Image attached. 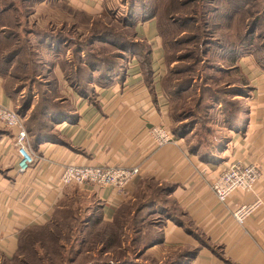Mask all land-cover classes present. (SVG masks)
Here are the masks:
<instances>
[{"label": "crops", "instance_id": "crops-1", "mask_svg": "<svg viewBox=\"0 0 264 264\" xmlns=\"http://www.w3.org/2000/svg\"><path fill=\"white\" fill-rule=\"evenodd\" d=\"M138 27V28H137ZM139 39L152 50V75L147 79L139 60L131 58L124 78L109 87L93 85V95L82 97L70 83V71L54 67L56 89L67 98L68 117L55 123L52 140L30 147L35 161L28 171L18 170L16 131L0 124V264L20 254L22 236L57 222L60 211L88 200L89 216L100 214L111 224L121 220L126 250L133 249L138 231L129 227L137 215L133 205L151 187L163 189L155 204L157 242L142 252L144 263L174 264L181 253H191L177 264H264V206L241 226L233 213L242 205L264 201V83L249 80L242 86L243 121L235 130L227 126L221 103L216 121L209 124L208 141L189 140L181 122L171 116L163 86L167 73L164 43L153 20L137 26ZM157 29V30H156ZM246 94L245 89H250ZM0 105L19 112L6 93L0 75ZM154 126H166L176 142L159 147L150 136ZM191 134V135H190ZM257 166L262 177L253 192L236 191L221 204L213 186L234 162ZM66 166L138 167L140 173L124 192L110 187L63 186ZM93 220V219H92Z\"/></svg>", "mask_w": 264, "mask_h": 264}, {"label": "rangeland", "instance_id": "rangeland-1", "mask_svg": "<svg viewBox=\"0 0 264 264\" xmlns=\"http://www.w3.org/2000/svg\"><path fill=\"white\" fill-rule=\"evenodd\" d=\"M246 1L241 8L236 0H0L1 10L10 9L9 15L0 17L3 54H17V59L3 69L8 92L16 104L19 102V112L27 120L29 137V119L37 107L38 121L48 128L53 119L41 105H49L52 96L67 102L55 91L51 71L74 63L71 47L81 48L82 59L94 54L125 70L131 53L115 43L121 42V36L141 41L132 21L141 19L143 13L155 19L165 41L164 81L171 116L185 124L180 127L185 136L197 123L189 140L206 143L209 124L217 119V105L221 103L227 118L226 110L237 113L239 108L227 105L232 95L241 96L242 86L249 80L258 85L262 79L264 83V0ZM248 10L255 19H247ZM253 23L257 32L247 38L244 52L235 59L226 56L230 49L240 47ZM249 91L251 88L245 89L250 97ZM236 100L241 104V99ZM88 203L84 199L72 209L83 219L81 222H61L59 213L56 223L24 234L17 260L5 264H152L140 260L142 252L137 248L126 250L121 220L111 224L98 213L89 216ZM154 215L150 220L155 226Z\"/></svg>", "mask_w": 264, "mask_h": 264}, {"label": "trees", "instance_id": "trees-1", "mask_svg": "<svg viewBox=\"0 0 264 264\" xmlns=\"http://www.w3.org/2000/svg\"><path fill=\"white\" fill-rule=\"evenodd\" d=\"M224 2L227 3H233V0H224ZM246 0H236V3L238 4L239 7L242 8V6H246ZM241 4V5H240ZM233 5V4H229ZM10 9H0V17L1 16H6L9 15ZM234 11H237V9H234ZM248 13V20L250 21L253 16H251L250 11H246ZM245 13V14H246ZM141 14V19L137 17L133 22V27H137L141 23H147L155 20L153 17L148 15H144L143 13ZM138 16L137 14L134 13V17ZM255 19V17H253ZM245 22V20H244ZM158 31H159V26L157 25ZM252 29L248 30L244 38L239 42L240 47H237V49H230L228 52L229 55L226 56H232V59H235V56H238V53L244 52L243 47L244 44L246 43L247 38L250 36H254L255 33L257 32V28L252 24ZM183 34L186 33L185 30L182 32ZM160 36L163 38V35L161 34V30L159 31ZM121 42H117L115 44L120 45L121 49L126 50L128 53H131V56H135L139 60V66L145 73V76L147 79L151 78L152 75V50L150 45L146 41H130L127 38H124L121 36L119 38ZM163 43H164V49L166 51V46H165V41L163 38ZM144 44V45H141ZM238 44V45H239ZM135 45H139V47H134ZM71 50L73 51V64L68 65L67 67H63L64 69H69L70 71V83L74 87L75 91L81 95L82 97H86L90 94H93L94 92V86L99 87V88H105L109 87L117 82H121L124 78V73H123V67L120 65H113L110 64V61H102L99 57L92 55H86V59H82L81 55V48L80 49H74L73 46L71 47ZM83 51H85V48H83ZM4 51L2 50L1 44H0V75L5 77L6 79V93L10 98H14L13 94H11L8 86H7V74L5 67L3 69V66L9 65L17 59V54L14 56H5ZM86 53V51H85ZM234 54V55H233ZM131 57V58H132ZM84 62V63H83ZM54 77V89L56 92V84L57 80ZM163 86L166 89L165 81L163 78ZM232 85V84H230ZM168 87V86H167ZM61 101V102H59ZM230 103H227V105H237L236 111L237 113H233L231 109L226 110V116L228 118L227 126L235 130L240 126L242 123V116H243V107L242 105L235 99L231 100L229 99ZM49 105H41V108L46 114H51V117L53 119V123L50 124V127L45 128V125L42 121H38V112L37 110L40 109V107L36 108L35 111L33 112V115H31L29 119V126L30 130L29 133L32 138V146L34 148L37 146V144L46 139H51L52 140V130L55 126V123H57L59 120L66 118L70 114V107L68 103L57 97L56 99L53 98L49 102H47ZM30 109V106L26 107L24 110L28 111ZM20 116L22 117V114L19 112ZM24 117V116H23ZM25 119V118H23ZM25 122L27 120L25 119ZM44 125V127H42ZM42 127V128H40ZM163 195V189L159 187H151L149 190H146L141 197L136 201V203L133 205L134 210H136L137 215L134 218H130L128 223L130 228H135L138 233L135 236V240L133 242V248L136 250H139L140 252H144L148 247H151L157 242V234L154 232L153 227L154 223L153 221L150 220L151 215H153L155 211V204L157 205H164L162 202V198H160ZM73 208H68L65 210L60 211L61 213V222L64 221H70L71 225L76 223L77 221L80 220L83 221V219H80V217L75 214L72 210ZM79 222V223H80ZM47 227H42L39 229H46ZM37 229L32 230L33 232L36 231ZM31 231V233H32ZM143 254V253H142ZM191 256V253H181L177 257L176 261H174V264L177 263H186V259Z\"/></svg>", "mask_w": 264, "mask_h": 264}, {"label": "built area", "instance_id": "built-area-1", "mask_svg": "<svg viewBox=\"0 0 264 264\" xmlns=\"http://www.w3.org/2000/svg\"><path fill=\"white\" fill-rule=\"evenodd\" d=\"M0 124L16 131L15 143L19 150L18 170L20 173H25L35 161L25 120L18 111L0 105ZM149 133L159 147L176 142L175 136L166 126H154ZM139 173L138 167L66 166L61 177V184L63 186L78 184L83 187H110L124 192L135 181ZM261 177L262 172L257 166L237 161L219 176L213 186V192L219 203L224 204L236 191L253 192ZM263 206L264 201L257 198L252 203L240 206L233 213L234 219L243 226Z\"/></svg>", "mask_w": 264, "mask_h": 264}]
</instances>
